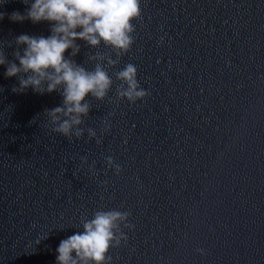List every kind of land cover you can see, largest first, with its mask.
<instances>
[{
	"label": "water",
	"instance_id": "obj_1",
	"mask_svg": "<svg viewBox=\"0 0 264 264\" xmlns=\"http://www.w3.org/2000/svg\"><path fill=\"white\" fill-rule=\"evenodd\" d=\"M140 6L127 53L77 41L76 62L113 80L105 99L86 98L79 138L44 113L59 93L14 92L0 66V264H56L61 240L110 210L130 213L111 264H264V0ZM26 7L0 0L10 61L15 37L50 35L8 18ZM129 63L148 92L135 103L117 94Z\"/></svg>",
	"mask_w": 264,
	"mask_h": 264
},
{
	"label": "clouds",
	"instance_id": "obj_2",
	"mask_svg": "<svg viewBox=\"0 0 264 264\" xmlns=\"http://www.w3.org/2000/svg\"><path fill=\"white\" fill-rule=\"evenodd\" d=\"M27 5L24 14L13 12L8 18L13 22H47L50 35L21 34L15 37L14 60H9L0 49V66L6 67L7 78L19 79L14 92L29 88L38 94L59 93V106L46 109L52 130L71 139L83 135V117L91 110L89 95L103 100L112 88L113 80L101 63L93 70L78 64L75 57L81 52L77 41L92 48L101 43L115 50L117 56L127 53L134 43L133 21L140 17V0H23ZM4 14L0 13V20ZM11 46V45H9ZM68 53V55H66ZM91 61L103 60L102 54L89 57ZM18 61V63H17ZM109 65L116 61L109 58ZM117 79L122 86L117 91L121 98L131 103L144 99L148 92L139 84L137 67L127 64L119 71ZM90 135L95 132L90 130ZM119 171V166L117 165ZM130 213L118 210L97 211L92 219H83L82 231L61 240L56 249V264H111L110 248L118 247L123 232L117 236L121 222H127ZM125 227H133L125 223Z\"/></svg>",
	"mask_w": 264,
	"mask_h": 264
}]
</instances>
